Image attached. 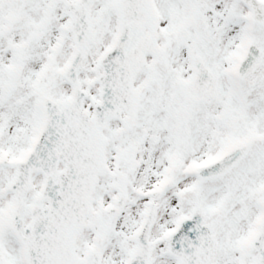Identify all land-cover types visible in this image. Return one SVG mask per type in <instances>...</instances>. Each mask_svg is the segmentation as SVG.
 <instances>
[{
  "label": "snow or ice",
  "instance_id": "6c2138e0",
  "mask_svg": "<svg viewBox=\"0 0 264 264\" xmlns=\"http://www.w3.org/2000/svg\"><path fill=\"white\" fill-rule=\"evenodd\" d=\"M0 264H264V0H0Z\"/></svg>",
  "mask_w": 264,
  "mask_h": 264
}]
</instances>
